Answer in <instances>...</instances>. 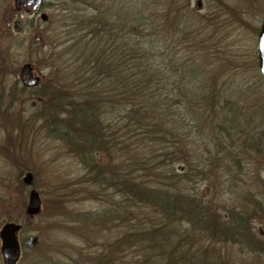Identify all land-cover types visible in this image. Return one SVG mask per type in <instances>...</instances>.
<instances>
[{
  "label": "rangeland",
  "instance_id": "rangeland-1",
  "mask_svg": "<svg viewBox=\"0 0 264 264\" xmlns=\"http://www.w3.org/2000/svg\"><path fill=\"white\" fill-rule=\"evenodd\" d=\"M42 1L43 6L34 12L17 10L14 0H0V228L7 222L17 223L22 225L20 241L36 239L32 250H22L17 264H65L64 257L81 244L79 235L73 233L75 218L109 210L112 203L123 202L111 191L107 192L109 200L101 198L100 192L94 196L95 190L89 186L80 191L81 179L85 183L90 178L84 177L83 166L69 151L46 135L42 121L44 104L48 103L43 95L55 90L56 82L64 79L57 77H64L63 72L53 71L47 60L49 48L61 50L50 46L48 38L57 33L64 13L84 27L92 14L102 15L109 3ZM151 1L163 20L169 0ZM181 2L175 7L180 13L177 29L171 30L170 37L175 46L182 45L187 51L172 49V61L177 64L180 58L187 57L200 67L197 85H206L212 91L224 90L226 94L222 100L217 96L212 101L217 112L212 113V118L208 114L211 109H207V118L198 127L191 119L186 121V129L180 133L186 134L189 151L180 150L181 159L164 167L167 173L185 169L179 183L181 193L210 211L215 240L205 234V227L196 223L195 215L188 211L184 220L175 225L176 231L185 240L192 230L196 244L203 241L201 250L195 247L189 251L199 261H205L203 264H253L247 261L251 256L254 264H264V256L258 258L247 249L248 244L264 240V82L256 55L264 0H183L188 5L185 11L178 9ZM41 14L46 16L45 23L39 20ZM16 21L21 24L19 33L14 31ZM99 47L101 51V44L98 50ZM27 63L40 82L35 89L22 92L19 73ZM27 172L33 175L29 187L21 182ZM53 189L58 190L52 193ZM134 206L141 209L143 216L153 217L143 204ZM155 218L150 221L154 223ZM242 220L249 229L247 238L236 228L244 223ZM119 225H98L99 239L92 241L94 232L83 235L89 240L87 245L98 248L106 242L103 236L107 233L122 232ZM230 230L233 232L228 233ZM136 242L133 240L127 250L132 251Z\"/></svg>",
  "mask_w": 264,
  "mask_h": 264
},
{
  "label": "trees",
  "instance_id": "trees-1",
  "mask_svg": "<svg viewBox=\"0 0 264 264\" xmlns=\"http://www.w3.org/2000/svg\"><path fill=\"white\" fill-rule=\"evenodd\" d=\"M106 1L109 4L102 15L92 14L84 27L64 13L57 33L48 38L50 46L61 50L49 48L47 60L53 71L63 72L64 77H57L64 79L43 95L48 99L42 114L45 133L83 166L84 177L90 179L85 183L81 179L80 191L89 186L95 190L94 196L100 192L101 198L109 200L107 192L111 191L123 198L109 210L75 218L73 233L79 235L81 244L69 251L72 258L67 255L64 263L203 264L205 261L189 252L203 241L196 244L192 230L182 240L175 225L188 211L214 241L210 228L213 216L181 193L179 183L185 169L167 173L164 167L181 159L180 150L189 151L186 134L180 133L186 129V121L201 125L207 109H211L210 117L217 113L212 101L217 96L222 100L226 93L197 85L200 67L187 57L173 63L172 49L187 51L182 45L175 46L170 37L179 21L180 13L175 9L179 0L176 5V0H169L163 20L151 0ZM178 9L188 10V5L182 0ZM187 26L184 24V32ZM55 55L57 61L53 60ZM234 119L235 114L231 122ZM135 204H143L153 217L143 216ZM154 217L153 223L150 220ZM243 222L236 228L247 238L249 229ZM112 224H120L122 232L107 233L103 236L106 242L96 249L87 245L84 234L94 232V241L100 238L98 225ZM135 239L136 246L127 250ZM258 241L248 244L247 249L261 258L264 240ZM247 261L254 264L255 258Z\"/></svg>",
  "mask_w": 264,
  "mask_h": 264
},
{
  "label": "water",
  "instance_id": "water-1",
  "mask_svg": "<svg viewBox=\"0 0 264 264\" xmlns=\"http://www.w3.org/2000/svg\"><path fill=\"white\" fill-rule=\"evenodd\" d=\"M17 1V0H14ZM22 3L27 1H32L34 3V9L40 7L43 2L42 0H18ZM199 2L197 3V7H199ZM40 20L42 22L46 21V16L44 14L40 15ZM21 24L16 21L14 23V31L16 33L20 32ZM257 52L259 59V71L264 80V23L262 26V30L258 36L257 40ZM20 78L22 86L26 88H34L39 83V78L34 76L32 67L29 64H24L20 69ZM32 180V176L27 174V176L23 179V183L25 185H29ZM21 229L20 225L14 223L4 224L0 229V254L3 261V264H16L20 254V248L17 242V233ZM36 243V239L34 237H28L24 240V245L28 249H33Z\"/></svg>",
  "mask_w": 264,
  "mask_h": 264
},
{
  "label": "flooded vegetation",
  "instance_id": "flooded-vegetation-1",
  "mask_svg": "<svg viewBox=\"0 0 264 264\" xmlns=\"http://www.w3.org/2000/svg\"><path fill=\"white\" fill-rule=\"evenodd\" d=\"M15 7L17 8V10H19V9H22V10H30L31 9V10H33L34 9L33 8L34 7V4H33L32 1H27L25 3H22V2H20V1L17 0L15 2Z\"/></svg>",
  "mask_w": 264,
  "mask_h": 264
}]
</instances>
